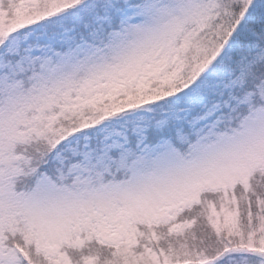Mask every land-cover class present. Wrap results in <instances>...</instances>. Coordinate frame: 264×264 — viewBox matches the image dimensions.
<instances>
[{
    "label": "snow or ice",
    "instance_id": "6c2138e0",
    "mask_svg": "<svg viewBox=\"0 0 264 264\" xmlns=\"http://www.w3.org/2000/svg\"><path fill=\"white\" fill-rule=\"evenodd\" d=\"M0 264H264V0H0Z\"/></svg>",
    "mask_w": 264,
    "mask_h": 264
}]
</instances>
